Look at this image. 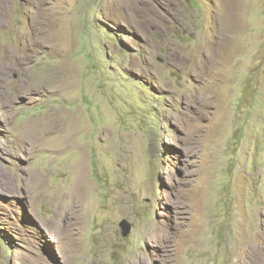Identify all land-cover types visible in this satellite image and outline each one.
Instances as JSON below:
<instances>
[{"label": "rangeland", "instance_id": "rangeland-1", "mask_svg": "<svg viewBox=\"0 0 264 264\" xmlns=\"http://www.w3.org/2000/svg\"><path fill=\"white\" fill-rule=\"evenodd\" d=\"M154 1L0 0V264H264V0Z\"/></svg>", "mask_w": 264, "mask_h": 264}, {"label": "bare ground", "instance_id": "bare-ground-1", "mask_svg": "<svg viewBox=\"0 0 264 264\" xmlns=\"http://www.w3.org/2000/svg\"><path fill=\"white\" fill-rule=\"evenodd\" d=\"M156 1V0H155ZM154 1V2H155ZM142 5H143V8H146V7H148V4H147V2H146V0H142ZM150 11H153V10H151L150 9ZM39 44V43H38ZM49 76L51 77V76H54V74H52L51 75V73L50 74H48V75H42L38 80H35V81H33L32 83H31V85H30V87L28 88V91H32V90H40L44 85H45V83H46V78H49ZM51 79V78H50ZM50 82V81H49ZM50 119V118H49ZM35 120V119H34ZM49 123V122H48ZM55 124V122H53L51 119H50V125H45L46 127H50L51 125H52V127H53V125ZM43 125V124H42ZM41 126V124H39V122H38V120L36 121H32V122H29L28 124H27V129H26V131H25V135L29 138V140L30 139H32V141H34V137H36L39 133V131H38V128ZM64 130V129H63ZM68 131V130H67ZM61 133H64L63 131H61ZM60 132L55 136L56 137V140L58 139V138H60V140H63L64 139V141L63 142H65V136L67 135L66 133V135L65 134H61ZM68 133V132H67ZM72 136H73V134H71ZM70 136V135H69ZM66 138H68V137H66ZM70 138V137H69ZM68 138V139H69ZM67 140V139H66ZM68 142V141H67ZM53 148H55V147H53ZM52 148V149H53ZM54 151H59V149H57V148H55V150ZM85 171V170H84ZM38 173V172H37ZM36 172L35 173H33V176L32 177H37V179L39 178L38 177V174H37ZM39 191V190H38ZM85 194H86V189H85V178H84V173L83 172H80V174H79V176H78V178H77V180H76V183H75V186H74V193H73V196H72V203L75 205V206H77L80 210H82L83 209V207H84V202H85ZM74 208H76V207H74ZM73 208V209H74ZM74 211V210H73ZM72 211V212H73ZM258 242H260L261 243V247H263L264 248V239L263 238H258Z\"/></svg>", "mask_w": 264, "mask_h": 264}, {"label": "water", "instance_id": "water-1", "mask_svg": "<svg viewBox=\"0 0 264 264\" xmlns=\"http://www.w3.org/2000/svg\"><path fill=\"white\" fill-rule=\"evenodd\" d=\"M120 228L122 230L123 236H128L132 230V226H131L130 222L126 219L120 223Z\"/></svg>", "mask_w": 264, "mask_h": 264}]
</instances>
